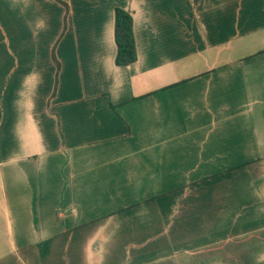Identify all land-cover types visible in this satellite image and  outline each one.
Wrapping results in <instances>:
<instances>
[{
    "label": "crops",
    "instance_id": "crops-1",
    "mask_svg": "<svg viewBox=\"0 0 264 264\" xmlns=\"http://www.w3.org/2000/svg\"><path fill=\"white\" fill-rule=\"evenodd\" d=\"M0 264H264V0H0Z\"/></svg>",
    "mask_w": 264,
    "mask_h": 264
},
{
    "label": "trees",
    "instance_id": "trees-1",
    "mask_svg": "<svg viewBox=\"0 0 264 264\" xmlns=\"http://www.w3.org/2000/svg\"><path fill=\"white\" fill-rule=\"evenodd\" d=\"M114 41L116 44L114 62L116 65H127L136 59L133 18L129 10L120 6L114 8ZM51 55L58 65L53 49Z\"/></svg>",
    "mask_w": 264,
    "mask_h": 264
}]
</instances>
